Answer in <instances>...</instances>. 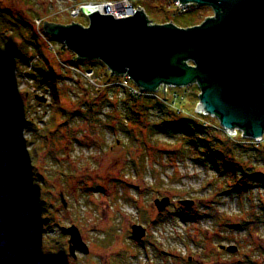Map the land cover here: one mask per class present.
<instances>
[{"label": "rangeland", "instance_id": "rangeland-1", "mask_svg": "<svg viewBox=\"0 0 264 264\" xmlns=\"http://www.w3.org/2000/svg\"><path fill=\"white\" fill-rule=\"evenodd\" d=\"M174 1L166 0L162 9L160 0H0V9L11 18L35 13L37 17L29 16L34 26L35 21L87 26L88 17L81 11L75 13L87 3H129L134 10L142 9L151 24L172 22L177 27L197 25L213 16L207 5H194L179 14ZM46 44L43 55L58 78L61 112L52 134L45 136L46 148L37 151L35 166L55 206V224L45 234L52 255L39 256L27 241L17 244L22 234L33 231L27 225L29 212L0 180V264H187L188 257L201 264H264V187L238 194L234 187L238 184L227 181L223 168L198 158L194 146L174 128L187 125L197 129L198 139L228 137L241 139L247 146V137L240 131L230 133L222 129L216 116L195 110L200 89L195 84L166 86L163 93L160 86L147 104L142 124L136 125L125 120L129 103L123 89L103 86L109 71L104 63L89 64L94 72L91 81L86 76L87 63L72 64L70 53L58 41ZM9 68L0 67L6 81L2 86L6 93L0 94L6 107L3 117L10 124L25 115L33 127L40 128L52 114L50 86L32 84L24 75L26 71L33 75V71L23 66ZM33 94L43 96L45 102L35 100ZM91 112L93 116H88ZM169 128L172 132L166 133ZM13 133L21 141L1 148L0 165L8 160L4 154H11L9 161L15 163L20 159L18 153L32 154L34 132L21 129ZM254 145L260 148L258 155L249 151L241 155L252 163V174L264 177V133ZM21 168L15 169L29 174L30 169ZM165 197L169 204L158 213L153 201ZM185 199L193 205L184 207L178 202ZM10 206L20 219L17 226L7 220ZM249 222H254L253 231ZM135 224L144 229L140 241L131 238ZM72 225L78 228L88 253H68V235L60 237V233ZM220 245L238 249L228 253Z\"/></svg>", "mask_w": 264, "mask_h": 264}, {"label": "water", "instance_id": "water-1", "mask_svg": "<svg viewBox=\"0 0 264 264\" xmlns=\"http://www.w3.org/2000/svg\"><path fill=\"white\" fill-rule=\"evenodd\" d=\"M132 1V0H131ZM178 4L207 5L213 16L197 25L177 27L173 23L151 24L142 9L114 16L96 5L80 7L88 14V25L51 24L43 29L78 58L98 59L111 76L128 75L141 91L185 87L200 89L196 111L216 116L220 126L256 141L264 133V0H178ZM151 21V20H149ZM191 62L188 63V62ZM40 102L43 96L35 95ZM165 99V97H163ZM62 205L66 203L60 194ZM191 207L193 201H178ZM167 197L153 205L162 212ZM69 235L68 253H88L78 228L63 227ZM144 229L132 225L131 237L140 240ZM235 252V245L219 246Z\"/></svg>", "mask_w": 264, "mask_h": 264}, {"label": "trees", "instance_id": "trees-1", "mask_svg": "<svg viewBox=\"0 0 264 264\" xmlns=\"http://www.w3.org/2000/svg\"><path fill=\"white\" fill-rule=\"evenodd\" d=\"M147 1L154 3L156 1L158 2L159 0ZM160 2L161 4L159 7L164 8L166 0H160ZM10 15L11 14L8 12H2L0 9V67L17 68L19 66H23L25 70L28 69L29 71H33V75H30V72L27 71L25 72L26 75H24L27 80H31L32 84L34 83L36 85L40 82L46 83L45 85L48 84L50 86L52 95V101L50 100L49 102L52 109V114L47 122H42L43 125L40 128L35 126L33 127V123L25 115L19 116L16 122H11L9 124L6 118H4L2 115L6 110V107H4L2 97H0V150L1 148H7V146L14 140L20 139L19 137L16 138L15 134L13 133L15 131L28 129L35 134L34 140L31 142L30 150L28 149L32 153L30 156L28 154L26 156L23 155V153H18L16 156H18L20 159L17 163H15L11 162L12 160L9 161L11 154L3 155L6 156L8 160L6 164L0 165V180L5 183V190L14 194L13 196L15 197V200L17 201L18 199L21 207L25 208V210L29 212L27 225L33 231L27 235L22 234L17 244L23 243L25 241L30 242L35 253H37L39 256L46 257L45 255H47L50 257L52 255V250L49 249L51 247L47 238L48 235L45 236V234L46 231L49 230L50 226L55 224V221L52 219V216L54 215L52 213L55 211V206L47 195L49 194L47 192V182L43 175L39 174L37 171V166L35 165L37 160V151L41 150L42 148H46V144L44 143L46 142L45 136L47 133L52 134L50 133V130H52L53 127H56V116H58V114L61 112V101L56 88L58 84V78L51 70L46 57L43 55V46H48L49 44H46L47 42L44 40V38H46L49 42L58 41L61 44V49L67 50L70 53V56L73 60L72 64L75 66L87 63L85 69L89 70L91 69L89 66L92 65V63L96 62L102 64V62L98 59L78 58L73 52L65 47L61 40L55 39L50 34L45 33L42 27L39 28L41 33L40 35V33L32 24L34 19L31 17H37L35 13L30 12L29 16L31 17L28 16L29 18L26 17L27 19L23 18L22 16L24 15L22 14H18L16 18H11ZM148 22L150 21L148 20ZM72 64H68V67L72 66ZM18 74L21 75L22 72L19 71ZM108 78L109 74H107L105 80ZM5 82L6 81L3 80L0 75V94L6 93L2 92V86ZM193 84H195L199 89L197 83ZM151 99L152 97L150 96L132 97L127 94L126 101L129 103V105H125L124 111L127 113L125 120L136 125L142 124L140 122L141 118L146 117L145 114L146 111H148L147 104L150 103ZM90 111H92L91 108ZM88 116H93L92 112L91 114L89 113ZM168 121L172 120L170 119ZM168 121L166 124H168ZM173 123L178 124L179 122H176L175 120ZM194 124L196 126V123ZM174 128L182 131L183 138L189 141L192 146H194V150L197 152L196 156L198 158H200L203 162L212 163L213 167L216 169H219V165L223 168L222 174L225 178H228L227 181L229 180L238 184L237 186H234L238 194L244 193L254 186L264 187V177L259 173L252 174V163L248 162L247 159L241 155V153L248 151L254 154L260 152V148L254 145L255 141L253 139L247 138V140H245L247 141L245 143L247 146L244 145V142L241 139L237 140L228 137H224V140L214 138L208 141V139H204L203 137L198 139V131L195 128H191L187 125L185 127H181V125H175ZM165 132L167 133L172 131L169 128V130H166ZM19 141H21V139ZM43 143L44 146L42 145ZM219 148L223 149V151H219ZM11 153L12 155L15 154L14 151H11ZM16 167H23L25 169L28 168L30 169V172L29 174L25 172L23 175L24 170H22V173L20 174V170L15 169ZM15 210L16 209L14 208H10L8 210V214L13 216L11 220L17 226L20 222V219L18 218V215L16 214L17 212H15ZM21 219L23 220V218ZM22 222L24 223L25 221ZM253 224L254 222L248 223L250 226ZM253 229L254 225L251 227L252 231ZM60 237H62L61 233ZM185 261L187 264H201L200 261H196L193 258L189 259V257L188 261Z\"/></svg>", "mask_w": 264, "mask_h": 264}, {"label": "bare ground", "instance_id": "bare-ground-1", "mask_svg": "<svg viewBox=\"0 0 264 264\" xmlns=\"http://www.w3.org/2000/svg\"><path fill=\"white\" fill-rule=\"evenodd\" d=\"M86 5H96L97 10L100 12H104L107 10L108 12L116 15V16H122L129 13V4L128 3H111V4H93V3H87ZM86 14V13H84Z\"/></svg>", "mask_w": 264, "mask_h": 264}, {"label": "built area", "instance_id": "built-area-1", "mask_svg": "<svg viewBox=\"0 0 264 264\" xmlns=\"http://www.w3.org/2000/svg\"><path fill=\"white\" fill-rule=\"evenodd\" d=\"M109 4H111V3H109ZM174 5H176V7L178 8V10H179L180 12H184V11L187 9V6H188V4H178V0H175V1H174ZM121 83H122L123 86H128V84H129V82H128V77H124V78L122 79ZM132 92H133L134 94H136V93H137V90L132 89ZM233 133H235V130L233 131Z\"/></svg>", "mask_w": 264, "mask_h": 264}]
</instances>
